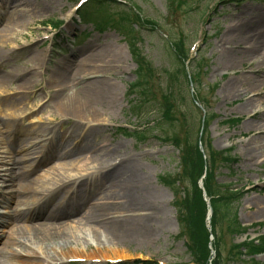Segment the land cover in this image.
Returning a JSON list of instances; mask_svg holds the SVG:
<instances>
[{
  "label": "rangeland",
  "instance_id": "374dc122",
  "mask_svg": "<svg viewBox=\"0 0 264 264\" xmlns=\"http://www.w3.org/2000/svg\"><path fill=\"white\" fill-rule=\"evenodd\" d=\"M113 1L116 4H111L112 2L99 4V2L92 0L87 2L81 11L74 13L73 10L77 7L79 0H37L39 5L33 10L32 16L26 18L27 26L19 28L15 38L0 43V54L2 55L0 58V76L20 71V69L27 66L26 64L32 58L31 56H35L37 52L44 55L46 61L41 70L34 71L39 77L31 82L32 89L29 93L23 94V101L19 106L14 110H8L0 104V140H3V146L7 142L8 150L13 152L10 156H15L22 161L26 158L25 154L27 152L18 154L19 144H12V142L14 136L17 141L20 135L9 136L7 134L9 128H6L8 122L6 121L18 120L23 131L25 129L44 130L54 128L63 133L69 130L75 121L63 120L61 119L62 114L55 113L49 102V99L52 100L49 97V92L42 91L45 86L42 80L43 78L47 79L49 71L54 69L64 58L72 60L74 53H77L78 58H81L82 54L87 51L85 47L89 48L91 45L99 47L104 61L102 64L98 61L97 65L100 64V70L104 72L101 73L104 76L103 78L109 79L115 85L114 93L116 97L113 100L105 101L102 105L96 104L94 106L99 113L101 112V116H92L91 119H103L102 130L99 132L94 145H99L98 149H102L107 145L109 148H113L112 150L115 149V157L124 160L130 159V163H134V174L142 182V185L139 186V189L142 188V190L139 195L138 192H135V197L139 196L138 200L145 205V211L151 214V218H154L151 229L157 234L153 238L141 241L138 244L132 242L122 246L124 250L120 255L112 252L113 256L110 255L106 260L120 259L123 261L121 264H139L137 261L157 262L158 264H191L185 242L175 238L179 233V227L176 210L173 206V190L165 187L159 181L160 176L174 177L180 172L179 152L173 145L163 143L155 138V136L157 138L165 137L170 128L159 126L150 135L149 140L140 143L122 135L120 128L139 125L143 127L154 121L161 122L160 105L157 102L154 104V108L149 110L148 116L146 114L143 116L145 112L130 109V103L141 98L136 94L130 96L128 92L130 84L136 80L137 70V57L132 56L129 50L130 38L136 40L141 56L145 57V61L151 64L153 76L149 87L154 97L157 96V100L163 94L165 73L176 69L171 42L176 40L180 34L184 36L187 48L195 42H200L191 58L193 63H191L190 73H196L194 62L201 60L203 74L201 75V85L198 88L201 95L207 100L208 110L213 114V119L208 123L209 128L205 136L211 139L212 146L216 150L232 148L236 159L231 169L221 167L217 170V179L220 184H233L234 187L241 189L243 194L237 205L239 222L243 228H234V231H230L227 229L228 222H225L219 225L218 229L219 238L217 240L219 241L222 264H232L229 261L232 255L230 249L233 244L245 239V234L242 235L240 231L245 230L244 232L251 237L264 236V227L259 228V225L264 224V215L251 218V210L256 208L253 204H249L250 198L261 197L259 191H264V156L260 157L258 163L253 164L252 167L243 165L246 152L245 145L253 135V132L247 131L246 125L254 112H264V103L258 108L254 107L251 111L243 112L241 105L245 100L251 99L250 97L254 98L255 93L253 91H248L244 97H227L223 86L230 80L235 81L242 74L253 77L249 73L253 70L250 69L249 63L241 64L240 61L236 63V67L232 70L220 69V67L223 68V64H220L221 60L231 49L227 45H225L227 49L222 47L220 41L228 33L229 28H234V30L240 28L245 39L252 40L254 44L257 43L258 50L256 53L264 52V0H248L240 5L236 2L229 4L227 0L225 2H222L223 0H192L189 7L174 8V11H171L172 6L169 5L168 0ZM42 3L47 8L41 9ZM110 5L115 9L113 10ZM1 6L0 29L6 25V20L2 19L4 11ZM135 10L139 11L140 17L155 21L159 27L154 29L149 24L142 27L139 24H134L128 28L131 34L128 32L126 34L123 28L115 25L113 18L117 19L118 16L114 13L121 11L131 13ZM71 18H73V22L69 21ZM55 19L64 20V27L68 28L70 32L73 30V32L71 34L63 33L64 37L55 38L54 45L48 46L41 37L49 28L48 22ZM257 20H261V24L255 27V29H258L256 35L259 36L255 39L252 37L253 33L251 31L254 28L249 27L248 24L249 22L250 24L255 23ZM35 41L38 42L34 43ZM21 45L27 47L22 48ZM32 65L31 63L28 66ZM20 82L21 80H18L14 83ZM13 87H15V84L10 87L0 86V97L8 100L21 96L12 91ZM183 88L186 89V85ZM31 92L37 93L31 94ZM259 97L264 101V93ZM53 100H57V96ZM155 100L156 98L153 101ZM18 107L20 108L18 109ZM189 107H191L193 117L191 133L193 139H196L200 135V119L204 113L200 112L196 106L189 105ZM21 113H23V116L26 115L25 119H18ZM229 119H240L241 122L225 124L224 122ZM60 121L63 124H59ZM34 137L36 136H29L27 142L35 140ZM109 157L106 158L109 159ZM24 166L25 163L19 161L17 172L28 173L30 169H25ZM52 167H57L55 159L41 164L34 172L30 171L32 172L30 177L43 175ZM55 170L58 172L59 168ZM56 174L54 172L52 176L56 177ZM130 185L133 190L136 189L134 180L130 182ZM17 187L19 186L16 184L13 188ZM3 188L4 186L2 187L0 184V217L5 218L17 209L24 211L30 207L28 205L25 207L23 205L19 206L17 202L7 199L8 195L1 192ZM67 189L64 188V190ZM102 191H104V188H100L98 192L102 193ZM94 195L97 196L96 192H94ZM85 209L87 210V207L80 214L69 219L80 218ZM69 219H63L62 221ZM29 223L38 224L42 222L39 219H34L24 224L29 226ZM11 225L0 228V249L3 247L5 236L7 237L10 232ZM2 230L4 234H2ZM85 235L81 234V236ZM72 246L73 249L76 248L75 245ZM78 248L80 252L85 249L83 245ZM25 250L29 249L23 246L17 248L19 255L24 256L26 254ZM77 255L83 256L82 253ZM82 259L88 261L86 257ZM245 259L242 258V260ZM256 260L258 264H264V254L259 255Z\"/></svg>",
  "mask_w": 264,
  "mask_h": 264
},
{
  "label": "bare ground",
  "instance_id": "6f19581e",
  "mask_svg": "<svg viewBox=\"0 0 264 264\" xmlns=\"http://www.w3.org/2000/svg\"><path fill=\"white\" fill-rule=\"evenodd\" d=\"M0 5L4 11L2 19L6 20V25L0 29V43H4L15 38L19 28L27 26L26 18L32 16L39 4L37 0H0ZM45 8L47 7L42 3L41 9ZM260 24L261 20L248 24L254 28L251 31L255 39L259 38L255 27ZM220 42L222 47L231 48L221 60L223 68L220 69L232 70L238 61L244 64L251 63L257 57L261 58L258 65L251 68L258 70L259 75L252 72L250 74L253 77L242 74L223 86L228 98L244 97L248 91L255 93L254 98L250 97L241 105L243 112L260 107L264 103L259 97L264 93V55H253L255 44L252 40L245 39L244 33L238 29L229 30ZM23 46L25 45H21ZM85 49L87 51L81 58H78L77 53H74L72 60L64 58L49 71L48 78L42 80L45 83L42 91L49 92L52 99L49 102L55 113L62 114L63 120L75 121L69 130L63 133L54 128L23 131L17 120L7 121V134L22 136L17 141L14 136L12 144H19L18 154L27 152L24 158L28 159L21 161L10 156L13 152L8 150L7 142L3 146V140H0V184L4 186L2 192L8 195L7 199L17 202V205L30 207L26 211L15 210L5 218L0 217V228L12 224L0 249V264H68L70 259L84 257L91 261L88 264H96L97 258L107 259L110 255L113 256L112 252L120 255L124 250L122 246L132 242L138 244L157 235L151 229L154 218L145 211V205L138 200L139 196L135 197V192L139 195L142 190L139 189L142 182L134 174V163H130V159L119 162L114 156L115 149L112 150L107 145L102 149H98L99 145H94L103 127V119H91L92 116H101V112L94 106L115 99L116 94L115 85L103 78L101 73L104 72L100 70V64L97 65L98 61L101 64L104 61L101 49L94 45ZM31 57L27 66L20 71L0 76L1 87L15 84L12 91L21 95L8 100L0 97V104L8 110H14L20 105L23 94L32 89L31 82L39 77L34 71L41 70L46 64L45 56L38 52ZM31 63L33 65L28 66ZM17 79L21 82L14 83ZM55 96L57 100L54 101ZM19 115L18 118H22L23 113ZM59 124L63 122L60 121ZM246 129L253 132V135L245 145L243 165L252 167L264 156V112H254ZM29 136H36L35 140L27 142ZM107 156H110L109 159ZM54 159L57 167L49 168L43 175L30 177L41 164ZM19 161L25 163L24 168L32 172H17ZM56 168H59L58 172ZM54 172L57 173L56 177L52 176ZM132 180L135 190L130 185ZM16 184L19 187L14 189ZM100 188H104L102 193L98 192ZM259 192H262L259 193L261 197L249 200V204L256 208L251 210V218L264 215V191ZM86 207L87 210L80 218L69 219L80 214ZM34 219H39L42 223H29V226L24 224ZM63 219L69 220L62 221ZM245 237L253 236L246 234ZM91 244L95 245L94 248ZM72 245L76 248L73 249ZM81 245L85 249L80 252L78 247L81 248ZM22 246L29 249L25 250L24 256L17 252V248ZM78 253L83 256L77 255Z\"/></svg>",
  "mask_w": 264,
  "mask_h": 264
},
{
  "label": "trees",
  "instance_id": "16d2710c",
  "mask_svg": "<svg viewBox=\"0 0 264 264\" xmlns=\"http://www.w3.org/2000/svg\"><path fill=\"white\" fill-rule=\"evenodd\" d=\"M171 11L174 8L189 7L192 0H168ZM122 17V25L128 24L130 20L129 14L124 13ZM136 23L142 25L149 24L153 27H159L158 24L150 19H141L136 17ZM154 28V29H155ZM174 48V60L176 70L174 73L166 72L164 79V94L162 99L154 100V94L149 87L153 71L150 62L145 61V57L133 44V54L137 57L136 62L138 69L136 72V80L130 85L129 94L137 95L141 98L134 101L132 106L140 112H145L143 116L149 115V110L154 108L157 102L160 105L161 122L156 127H169L170 135L161 138L162 141L172 144L179 150L180 173L175 177H162L161 181L171 187L176 194L175 205L179 213V223L181 227V236H185L187 252L192 258L193 264H206L209 257L208 250V232L205 226L206 206L202 198L201 190L198 187V181L206 171L204 181L206 191L212 198L211 204L213 208L212 227L215 230L222 223L228 222L229 228L239 227L237 214L234 204L239 199L237 192L232 190L228 185H220L217 182L216 168L217 166L229 167L233 162L230 151L218 152L213 150L210 140L204 135L207 125V116L203 121L204 131L201 136V142L205 149L206 160L198 147V140L193 139V117L190 103L193 102L192 94L188 88H183V83H189L188 75L185 69V62L188 60V51L186 48L185 38L180 34L179 37L172 42ZM200 61L196 62V72L193 82L200 83ZM199 69V70H198ZM199 96V93H198ZM153 98V99H150ZM204 104L203 99H199ZM193 104V103H192ZM145 138V134L140 138ZM206 164V167H205ZM233 230V229H232ZM219 248V241L216 242ZM242 248H247L248 252L258 250L252 243L234 245L232 250H236L235 255L241 254ZM232 254V258H235ZM213 264H221L220 250L217 249V257Z\"/></svg>",
  "mask_w": 264,
  "mask_h": 264
}]
</instances>
